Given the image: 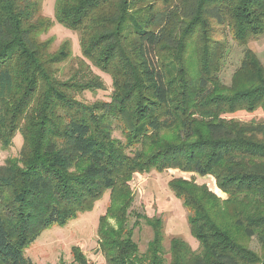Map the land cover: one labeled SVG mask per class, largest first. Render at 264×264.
Masks as SVG:
<instances>
[{
  "label": "trees",
  "instance_id": "1",
  "mask_svg": "<svg viewBox=\"0 0 264 264\" xmlns=\"http://www.w3.org/2000/svg\"><path fill=\"white\" fill-rule=\"evenodd\" d=\"M41 0H0V146L19 133V156L0 166V264H34L25 249L52 225L90 211L108 191L97 227L105 264H264V121L226 115L264 110V66L247 43L264 34V0H55L54 20L78 34L72 75L58 66L71 44L41 39L53 21ZM244 47L229 84L228 37ZM108 101L78 93L104 89ZM118 129L123 140L113 136ZM178 170L167 184L189 211L197 250L160 217L135 214L133 175ZM219 193V194H218ZM224 195V197H221ZM143 219L144 252L133 240ZM258 239L262 253L247 245ZM77 264H88L78 247Z\"/></svg>",
  "mask_w": 264,
  "mask_h": 264
},
{
  "label": "rangeland",
  "instance_id": "2",
  "mask_svg": "<svg viewBox=\"0 0 264 264\" xmlns=\"http://www.w3.org/2000/svg\"><path fill=\"white\" fill-rule=\"evenodd\" d=\"M55 0H41L42 15L50 18L53 25L43 33L41 39H51V50L68 40L71 44L72 58L58 66V76L66 79L73 74L77 67V59L80 55L79 37L72 30L63 27L54 20ZM264 66V34L247 43ZM239 46L230 36L228 37V48L224 54L219 78L224 84H229L234 70L239 66L242 52ZM92 71L101 76L104 81V89L94 91H83L78 93L76 98L86 102L108 101L112 92L110 76L98 69L91 67ZM227 118H234L242 122L264 121V110L256 109L253 112L238 111L226 115ZM113 136L123 140L118 129L113 131ZM22 145V137L18 133L12 144L3 149L0 146V166L7 158L19 156ZM173 176L194 177L199 184L205 183L215 190L214 183L210 177H199L189 173H182L178 170H167L163 172L150 171L141 175H133L131 188L134 193V201L130 208L129 225L137 219L135 214L147 215L148 217H160L163 222V247L168 258L169 242L172 238H179L188 243L193 250L199 248V242L192 236L188 224L189 211L182 201L174 195L168 187V180ZM219 194V193H218ZM109 192L106 191L102 198L94 202L90 211L78 213L65 225H52L44 229L39 236L25 249L24 254L34 264H77L73 258L72 248L78 247L87 259L88 264H105L104 257L98 250L97 227L100 215L105 212L108 204ZM224 197V195H221ZM152 237L151 228L145 224L143 219L138 218V225L133 228V240L137 243L139 251L144 252L148 241ZM247 245L255 252L262 253V248L257 238L252 237Z\"/></svg>",
  "mask_w": 264,
  "mask_h": 264
}]
</instances>
